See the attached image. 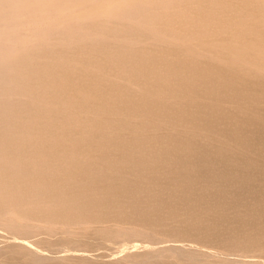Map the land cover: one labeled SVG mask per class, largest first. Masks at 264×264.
Instances as JSON below:
<instances>
[{
    "label": "bare ground",
    "instance_id": "bare-ground-1",
    "mask_svg": "<svg viewBox=\"0 0 264 264\" xmlns=\"http://www.w3.org/2000/svg\"><path fill=\"white\" fill-rule=\"evenodd\" d=\"M161 1L0 0V229L174 241L105 264H195L187 241L262 264L231 257L264 256V0H181L132 25ZM28 245L0 264H97Z\"/></svg>",
    "mask_w": 264,
    "mask_h": 264
},
{
    "label": "rangeland",
    "instance_id": "rangeland-1",
    "mask_svg": "<svg viewBox=\"0 0 264 264\" xmlns=\"http://www.w3.org/2000/svg\"><path fill=\"white\" fill-rule=\"evenodd\" d=\"M179 1H181V0H162L159 4H157V5H153V6H151L150 7V5H147V6H145V7H143L142 9H141V11L143 12V14H142V12H140V14H138V17H137V19H135V20H133V26H134V24H136V25H138L137 27L138 28H140V27H142L143 25H141V24H143V22L141 21V19H139V18H141V17H143L142 18V20L144 19H148V18H153V15L155 14V16H154V18H159V17H161V16H163L164 15V12H165V14L168 12V11H170L171 10V8L173 7V5H177V3L179 4ZM164 2H166V3H164ZM172 2V3H171ZM174 2V3H173ZM159 5V6H158ZM165 5V6H164ZM171 5V6H170ZM146 7L148 8V7H150V9L148 8V9H146ZM156 7V8H155ZM158 7V8H157ZM162 7V8H161ZM166 7V8H165ZM153 8H155V9H153ZM160 8V9H159ZM175 8V7H174ZM146 9V12H144L143 10H145ZM161 10H162V12H161ZM149 11H151V12H149ZM155 13H154V12ZM158 11V13H156ZM160 11V12H159ZM148 12V13H147ZM145 13H146V15H148V14H150L149 15V17H147L146 15H145ZM163 13V14H162ZM157 14V15H156ZM140 15V16H139ZM145 16V17H144ZM157 16V17H156ZM110 18V17H109ZM119 18H120V16H119ZM118 18V19H119ZM126 18V16H124V17H122V21L124 22V20L123 19H125ZM153 18V19H154ZM126 19H128V18H126ZM125 19V20H126ZM115 19H113L112 21H114ZM121 20H115L114 21V24L117 22H119L120 24L122 23L121 22ZM130 20V19H129ZM129 20H128V23L125 21L124 23H127V24H130L129 23ZM139 20L141 21L140 23H139ZM45 22H47V21H45ZM130 22H131V20H130ZM137 22V23H136ZM44 23V22H43ZM139 23V24H138ZM111 24H113V22L111 23ZM130 24V25H131ZM136 26H135V28H137ZM158 36L156 35V39H158L157 38ZM91 38H89V41H91V42H89V41H87L86 42V40H88V38L87 39H84L85 40V42L86 43H97V41H94V42H92V40H90ZM93 39V38H92ZM100 39V38H99ZM94 40V39H93ZM96 40H98V39H96ZM99 41V40H98ZM101 41H102V39H101ZM82 42H83V40H82ZM82 42H80L81 44H82ZM84 42V43H85ZM100 42V41H99ZM103 42V41H102ZM101 42V43H102ZM104 42H105V39H104ZM73 42H71V44H72ZM79 43V42H78ZM70 44V43H69ZM68 44V45H69ZM70 44V46H72V47H74L73 45H71ZM100 44V43H99ZM97 45V44H96ZM66 47V46H65ZM64 47V48H65ZM254 77L255 78H257V79H264V76H263V74H261V73H258V72H255V75H254ZM95 226L96 225H90V226H87V227H84L83 229H80V228H71L70 230V232H66V230H63V229H61V228H58V229H55V230H52V229H48V231H45V230H43V229H41L40 227H35V228H33V232H34V234H32L31 233V230H27V231H30L28 234H32L33 235V237H34V235L36 236V238H42V239H46V240H48V241H53V242H57V241H60V240H62V239H68V240H71V241H77V242H90V245L89 246H87V247H85V246H81V247H78V249H75V250H73V251H61V250H52V249H50V248H48V247H37L36 245V247L35 246H33V247H31V246H29L28 244H29V241L28 240H34V239H36V238H31L30 236H29V238H20L19 239V237L17 236V235H15L16 233L17 234H19L20 233V236H22L21 234H23L25 231H21V230H15V231H17V232H15V234H12V231H11V234L12 235H15L18 239H16V237L15 238H13V236L11 237V234H9V231L8 230H4V231H8V232H4L3 231V228H1L0 229V232L2 233V234H6V237H4V236H2V238L0 237V247H4V246H6L7 244H9V243H11V242H14L15 240L17 241H21V243H23L24 245L25 244H27L28 246V248H31V249H34V248H39V250H40V252L42 253V254H44V255H47V256H50V257H54V258H56V259H58V258H62V257H67V256H69L70 254H72V253H74V255H83V256H85V257H87L88 259H90V260H92V261H94L95 263H97V264H105V263H108V262H112V261H116V260H122V259H124V258H126L127 257V255L128 254H130V253H132L133 252V250L135 251L137 248V251H142V250H144V249H148V248H156V249H161V248H164L165 246H171V245H173L174 244V241H170V240H155V241H153V239L151 238H148V237H146L145 235H143V234H141V233H133V232H130V231H128V230H124V231H120V232H124V233H121L122 235H124L125 237L126 236H130V238H131V240H133L134 239V241L133 242H131V240H129L130 242H124L123 241V243H114L115 244V246H114V244L113 243H111V242H108L107 244H106V246H103V244L101 243L102 241H104L105 242V237H109L114 231L113 230H115V227H113L111 224H103L102 225V227L100 228V229H94L95 228ZM1 227V226H0ZM2 230V231H1ZM19 231V232H18ZM23 232V233H21V232ZM62 231H63V233H62ZM65 231V232H64ZM4 232V233H3ZM25 232V233H26ZM44 232V233H43ZM1 233H0V236H1ZM24 233V234H25ZM48 233V234H47ZM60 233V234H59ZM91 235H90V234ZM93 233V234H92ZM47 234V235H46ZM8 235H10V236H8ZM27 236V235H26ZM137 236V237H136ZM56 238V239H55ZM75 238H77V239H75ZM88 238V239H87ZM98 238V239H97ZM2 239V240H1ZM5 239V240H4ZM7 239V240H6ZM82 239V240H81ZM85 239V240H84ZM91 239V240H90ZM9 240H12L11 242H9ZM14 240V241H13ZM28 241V242H24V241ZM93 240H96V242L95 241H93ZM101 240V241H100ZM160 241H162V242H160ZM7 242H9V243H7ZM122 242V241H121ZM188 242V243H187ZM186 242V245H185V243H184V245L187 247L188 245H191V246H188V248H190V249H192V250H197L198 252H199V256H198V259H197V261H196V263L195 264H226V263H224V260H223V257H225V255H223V254H221V253H216V252H210L207 248H205V247H201V246H198L195 242H189V241H187ZM5 243V244H4ZM97 243V244H96ZM31 244V243H30ZM93 244V245H92ZM109 244V245H108ZM170 244V245H169ZM99 245V246H98ZM120 246V247H119ZM153 246V247H152ZM162 246V247H161ZM193 246V247H192ZM89 247H91V248H89ZM117 247V248H116ZM201 251V252H200ZM49 254V255H48ZM101 255V256H100ZM249 257V258H248ZM160 259V256H158V255H156V256H152L151 257V260L152 261H157V260H159ZM231 259L232 260H248V261H253V262H258V263H262V264H264V256H261V255H252V256H240V255H233L232 257H231ZM183 260V262L181 263V264H191L190 263V260L188 259V258H184V259H182Z\"/></svg>",
    "mask_w": 264,
    "mask_h": 264
}]
</instances>
